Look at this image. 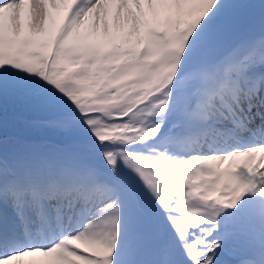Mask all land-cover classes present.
Listing matches in <instances>:
<instances>
[{
	"label": "snow or ice",
	"instance_id": "obj_1",
	"mask_svg": "<svg viewBox=\"0 0 264 264\" xmlns=\"http://www.w3.org/2000/svg\"><path fill=\"white\" fill-rule=\"evenodd\" d=\"M0 264H264V0H0Z\"/></svg>",
	"mask_w": 264,
	"mask_h": 264
},
{
	"label": "rangeland",
	"instance_id": "obj_2",
	"mask_svg": "<svg viewBox=\"0 0 264 264\" xmlns=\"http://www.w3.org/2000/svg\"><path fill=\"white\" fill-rule=\"evenodd\" d=\"M225 167H227V162L225 163V165H224Z\"/></svg>",
	"mask_w": 264,
	"mask_h": 264
}]
</instances>
